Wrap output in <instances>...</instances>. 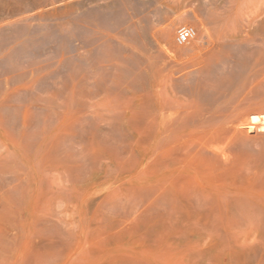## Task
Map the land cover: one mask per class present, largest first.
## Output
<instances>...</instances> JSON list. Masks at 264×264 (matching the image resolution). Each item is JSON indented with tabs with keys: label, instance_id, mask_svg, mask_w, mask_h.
Listing matches in <instances>:
<instances>
[{
	"label": "rangeland",
	"instance_id": "1",
	"mask_svg": "<svg viewBox=\"0 0 264 264\" xmlns=\"http://www.w3.org/2000/svg\"><path fill=\"white\" fill-rule=\"evenodd\" d=\"M0 264H264V0H0Z\"/></svg>",
	"mask_w": 264,
	"mask_h": 264
},
{
	"label": "built area",
	"instance_id": "2",
	"mask_svg": "<svg viewBox=\"0 0 264 264\" xmlns=\"http://www.w3.org/2000/svg\"><path fill=\"white\" fill-rule=\"evenodd\" d=\"M195 34V30L192 27H183L178 32L176 41L179 45H185L190 42Z\"/></svg>",
	"mask_w": 264,
	"mask_h": 264
}]
</instances>
